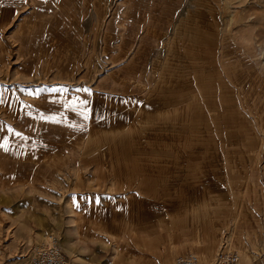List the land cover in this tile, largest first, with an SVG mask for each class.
<instances>
[{
	"label": "crops",
	"instance_id": "1",
	"mask_svg": "<svg viewBox=\"0 0 264 264\" xmlns=\"http://www.w3.org/2000/svg\"><path fill=\"white\" fill-rule=\"evenodd\" d=\"M74 2L30 0V52L47 54L41 29H57ZM225 8L143 0L104 19L105 69L94 85L85 75L83 177L67 184V264L207 260L230 237L260 238L237 264H264V71L235 68Z\"/></svg>",
	"mask_w": 264,
	"mask_h": 264
},
{
	"label": "rangeland",
	"instance_id": "2",
	"mask_svg": "<svg viewBox=\"0 0 264 264\" xmlns=\"http://www.w3.org/2000/svg\"><path fill=\"white\" fill-rule=\"evenodd\" d=\"M74 1L75 11L62 14L61 25L51 29L57 40L50 26L41 29L40 43L47 54L40 57L28 50V35H36V25L24 29L30 0H0V264H28L32 250L50 237L61 246L63 221L70 207L75 211L67 204L66 194L75 192L67 184L83 177L76 168L83 165L82 159L76 154L83 144L90 89H85V75L87 84L94 85L105 69L107 54L101 50L100 33L109 12L117 6L143 4V0ZM216 1L226 7L231 42L225 46L237 55L235 68L246 65L254 75L260 74L264 0ZM227 241L239 257L243 250L259 253L260 238ZM215 252L199 263H210Z\"/></svg>",
	"mask_w": 264,
	"mask_h": 264
},
{
	"label": "built area",
	"instance_id": "3",
	"mask_svg": "<svg viewBox=\"0 0 264 264\" xmlns=\"http://www.w3.org/2000/svg\"><path fill=\"white\" fill-rule=\"evenodd\" d=\"M238 261V253L223 244L216 257L208 264H237ZM28 264H67V259L58 239L50 237L47 243L32 250ZM171 264H199V261L196 255L187 253L176 258Z\"/></svg>",
	"mask_w": 264,
	"mask_h": 264
},
{
	"label": "snow or ice",
	"instance_id": "4",
	"mask_svg": "<svg viewBox=\"0 0 264 264\" xmlns=\"http://www.w3.org/2000/svg\"><path fill=\"white\" fill-rule=\"evenodd\" d=\"M80 103H84L83 101H81ZM18 135V134H17ZM0 147H3V145H0Z\"/></svg>",
	"mask_w": 264,
	"mask_h": 264
},
{
	"label": "bare ground",
	"instance_id": "5",
	"mask_svg": "<svg viewBox=\"0 0 264 264\" xmlns=\"http://www.w3.org/2000/svg\"><path fill=\"white\" fill-rule=\"evenodd\" d=\"M64 2H65V1H64ZM65 3H66V2H65ZM65 3H64V4H65ZM56 5H57V4H56ZM56 7H57V6H56ZM57 8H58V7H57ZM60 12H61V11H60ZM61 13H62V12H61ZM67 13H68V12H67ZM43 53H44V52H43Z\"/></svg>",
	"mask_w": 264,
	"mask_h": 264
}]
</instances>
